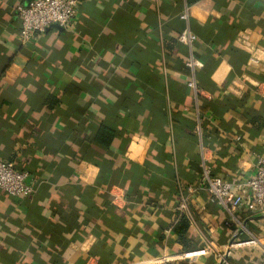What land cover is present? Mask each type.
<instances>
[{"label":"crops","instance_id":"1","mask_svg":"<svg viewBox=\"0 0 264 264\" xmlns=\"http://www.w3.org/2000/svg\"><path fill=\"white\" fill-rule=\"evenodd\" d=\"M30 1L0 0V160L33 186L0 191V264H264V213L242 229L201 182L202 147L216 175L257 172L264 0H81L24 41Z\"/></svg>","mask_w":264,"mask_h":264},{"label":"built area","instance_id":"2","mask_svg":"<svg viewBox=\"0 0 264 264\" xmlns=\"http://www.w3.org/2000/svg\"><path fill=\"white\" fill-rule=\"evenodd\" d=\"M80 1L31 0L27 4H19L17 13L21 20V39L24 41L31 40L37 34L44 33L54 24L62 27L68 26L76 17ZM186 17V14L182 16V18ZM178 39L193 46L197 36L189 29H186L179 35ZM186 64L193 72L196 68L203 66V63L194 57L190 58ZM187 84L196 95L202 93V89L198 86L194 77ZM201 157L203 168L202 184L211 193L213 201L227 211L242 229L245 228V225L239 220L237 213L243 207L252 213H264V150L259 157L256 174L237 181H230L213 173L205 156L204 147H202ZM27 177L28 172L19 169L14 161L0 160V191H6L17 197L30 195L33 192V186L26 182ZM185 202L186 199H184L183 206H185ZM208 249L209 247L191 250L188 255L191 258L198 257ZM218 256L221 261H225L223 254Z\"/></svg>","mask_w":264,"mask_h":264},{"label":"water","instance_id":"3","mask_svg":"<svg viewBox=\"0 0 264 264\" xmlns=\"http://www.w3.org/2000/svg\"><path fill=\"white\" fill-rule=\"evenodd\" d=\"M52 26H56V27H61V28H62V26H59L58 24H54V25H52Z\"/></svg>","mask_w":264,"mask_h":264},{"label":"trees","instance_id":"4","mask_svg":"<svg viewBox=\"0 0 264 264\" xmlns=\"http://www.w3.org/2000/svg\"><path fill=\"white\" fill-rule=\"evenodd\" d=\"M190 1H192V0H190ZM19 167V166H18ZM19 169H21V170H26V169H24V168H22V167H19Z\"/></svg>","mask_w":264,"mask_h":264}]
</instances>
